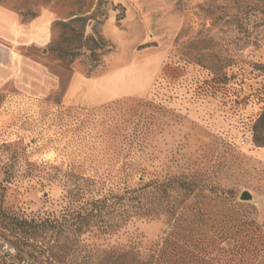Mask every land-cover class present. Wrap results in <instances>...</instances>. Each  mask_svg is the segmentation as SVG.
<instances>
[{
  "label": "rangeland",
  "instance_id": "rangeland-1",
  "mask_svg": "<svg viewBox=\"0 0 264 264\" xmlns=\"http://www.w3.org/2000/svg\"><path fill=\"white\" fill-rule=\"evenodd\" d=\"M122 1L0 0L10 16L0 19V230L36 264H112L120 246L159 240L163 223L148 220L67 238L83 203L68 188L89 175L112 181L119 149L141 126L155 132L147 173L191 168L238 201L248 191L253 201L239 202L264 225V146L254 140L255 129L264 137V0ZM108 74L114 100L66 99L73 77ZM7 146L39 173L11 167ZM37 219L57 220L59 236L33 228Z\"/></svg>",
  "mask_w": 264,
  "mask_h": 264
},
{
  "label": "trees",
  "instance_id": "trees-1",
  "mask_svg": "<svg viewBox=\"0 0 264 264\" xmlns=\"http://www.w3.org/2000/svg\"><path fill=\"white\" fill-rule=\"evenodd\" d=\"M263 121L264 111L257 123ZM154 134L141 126L127 140L123 138L126 142L117 154L122 160L112 166V181L99 182L89 175L68 188L69 198L83 203L69 219L67 238L94 230L103 236L111 229L119 233L133 220L159 221L164 229L156 243L142 247L134 239L120 246L112 264H241V251L245 264H264V225L248 218L244 211L249 206L239 202L233 191L212 184L191 168L147 173L145 143ZM254 140L264 146V137L256 129ZM6 148L11 167L22 164L26 175L39 173L38 166L28 163L15 146ZM136 157L141 160L135 161ZM3 175L12 176L6 169ZM20 224L28 222L20 220ZM29 224L36 230L53 229L59 236L57 220L37 219ZM254 251L258 255L249 257Z\"/></svg>",
  "mask_w": 264,
  "mask_h": 264
},
{
  "label": "crops",
  "instance_id": "crops-1",
  "mask_svg": "<svg viewBox=\"0 0 264 264\" xmlns=\"http://www.w3.org/2000/svg\"><path fill=\"white\" fill-rule=\"evenodd\" d=\"M107 2L114 4H123L122 0H105ZM117 2V3H116ZM108 16H115L114 11H110ZM10 18L9 15L5 13H0V19ZM51 41H45L42 46H48ZM131 78L129 75V69L124 72L123 80L128 81ZM143 78V77H141ZM138 84V83H137ZM140 86V85H139ZM136 86L132 89H125L126 93H139L141 87ZM133 90V91H132ZM119 93V88L117 86V76L108 74L102 78H88V77H73L69 87L66 90V99L74 97L79 94L84 102L100 105L114 100ZM130 93V94H132ZM80 99V98H79Z\"/></svg>",
  "mask_w": 264,
  "mask_h": 264
},
{
  "label": "built area",
  "instance_id": "built-area-1",
  "mask_svg": "<svg viewBox=\"0 0 264 264\" xmlns=\"http://www.w3.org/2000/svg\"><path fill=\"white\" fill-rule=\"evenodd\" d=\"M0 264H36L34 258L23 253L0 230Z\"/></svg>",
  "mask_w": 264,
  "mask_h": 264
},
{
  "label": "water",
  "instance_id": "water-1",
  "mask_svg": "<svg viewBox=\"0 0 264 264\" xmlns=\"http://www.w3.org/2000/svg\"><path fill=\"white\" fill-rule=\"evenodd\" d=\"M239 201H241V202H252L253 198L248 191H243L239 196Z\"/></svg>",
  "mask_w": 264,
  "mask_h": 264
}]
</instances>
